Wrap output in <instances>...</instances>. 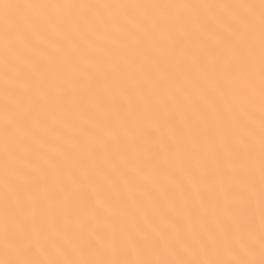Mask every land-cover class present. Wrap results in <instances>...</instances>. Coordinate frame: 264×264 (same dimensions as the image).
<instances>
[{
	"label": "snow or ice",
	"instance_id": "obj_1",
	"mask_svg": "<svg viewBox=\"0 0 264 264\" xmlns=\"http://www.w3.org/2000/svg\"><path fill=\"white\" fill-rule=\"evenodd\" d=\"M0 264H264V0H0Z\"/></svg>",
	"mask_w": 264,
	"mask_h": 264
}]
</instances>
